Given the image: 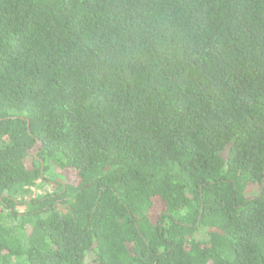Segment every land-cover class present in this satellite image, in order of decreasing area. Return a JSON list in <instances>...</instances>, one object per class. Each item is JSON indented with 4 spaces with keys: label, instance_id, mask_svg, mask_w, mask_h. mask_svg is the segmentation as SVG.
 Here are the masks:
<instances>
[{
    "label": "trees",
    "instance_id": "trees-1",
    "mask_svg": "<svg viewBox=\"0 0 264 264\" xmlns=\"http://www.w3.org/2000/svg\"><path fill=\"white\" fill-rule=\"evenodd\" d=\"M0 264H264V0H0Z\"/></svg>",
    "mask_w": 264,
    "mask_h": 264
},
{
    "label": "rangeland",
    "instance_id": "rangeland-1",
    "mask_svg": "<svg viewBox=\"0 0 264 264\" xmlns=\"http://www.w3.org/2000/svg\"><path fill=\"white\" fill-rule=\"evenodd\" d=\"M61 175H60V177L61 176H65V178L67 177V178H69V180H71V181H73V174H72V172L71 171H69V172H66V173H60ZM161 210L162 209H160V208H157L156 210H155V212L153 213V217H152V219H153V221H156L157 220V218H158V216H159V214L161 213ZM201 238L203 237V236H200Z\"/></svg>",
    "mask_w": 264,
    "mask_h": 264
},
{
    "label": "water",
    "instance_id": "water-1",
    "mask_svg": "<svg viewBox=\"0 0 264 264\" xmlns=\"http://www.w3.org/2000/svg\"><path fill=\"white\" fill-rule=\"evenodd\" d=\"M227 150H228V149H227ZM227 150H226V151H227ZM226 153H227V152H225L224 156H226ZM209 231H210V232L219 233V234H221V235L224 234L221 230H219V229H217V228H211Z\"/></svg>",
    "mask_w": 264,
    "mask_h": 264
}]
</instances>
